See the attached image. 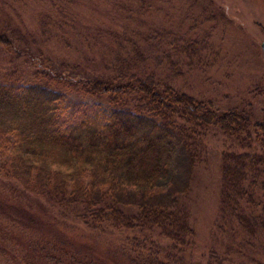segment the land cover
<instances>
[{
  "label": "trees",
  "instance_id": "obj_1",
  "mask_svg": "<svg viewBox=\"0 0 264 264\" xmlns=\"http://www.w3.org/2000/svg\"><path fill=\"white\" fill-rule=\"evenodd\" d=\"M36 1L49 3L34 14L36 31L60 47L70 49L79 41L76 34L87 32L77 26V15L66 13L73 0ZM143 1L137 10L144 9ZM2 5L0 48L26 62L21 68L10 62L0 79L1 177L91 234L107 228L130 234L118 248L130 264H185L194 232L179 199L187 195L191 173L207 153L205 137L216 128L225 141L214 224L221 243L202 256V264H264L259 259L264 253V120L244 107L221 111L172 85L182 77L180 59L196 55L199 41L181 46L169 30L125 34L111 27L114 21L102 23L89 37H107L94 73L87 66L94 57L58 63L45 58L32 34ZM116 5L127 14L126 6ZM253 93L264 96V88ZM76 94L103 103L62 129L56 124L57 105ZM9 207L27 218L26 226L34 225L31 230L53 227L52 220L40 222L31 206ZM7 226L0 218V255L10 264H104L74 247L61 231L54 237V229L47 236L29 230L20 236L6 234Z\"/></svg>",
  "mask_w": 264,
  "mask_h": 264
},
{
  "label": "rangeland",
  "instance_id": "obj_2",
  "mask_svg": "<svg viewBox=\"0 0 264 264\" xmlns=\"http://www.w3.org/2000/svg\"><path fill=\"white\" fill-rule=\"evenodd\" d=\"M8 2L10 5L6 4V0H0V5H6L5 12L13 22L32 34L35 49L42 51L45 58L58 63L62 60L72 61L70 59L76 57L82 60V55L94 57L93 62L89 60L87 63L94 73L101 67L97 62L105 54L107 37L104 34L92 40L89 37L94 33L93 28H99L102 23L106 26L107 22L114 21L111 27L120 28L125 34L136 30L140 34H148L154 29L169 30L181 39L177 43L181 46L183 41H199L194 47L196 55L180 59L182 77L174 80L172 85L195 99L213 102L221 111L244 107L250 109L256 118L264 120V96L253 93L255 87L264 88V0H144L141 11L136 9L139 0H73L66 13L73 18L77 15V26L87 32L76 34L75 38L80 42L72 41L70 49L60 47L39 34L38 29L36 31L34 14L48 6V2ZM117 3L127 7V14H124V8L119 9ZM13 57L0 48V79L4 72L11 69L10 62L20 68L26 62ZM27 63L31 64V60H27ZM23 71L18 69L17 73ZM23 78H28L27 72H23ZM100 103L103 101L87 96H66L57 105L56 124L62 129L76 124L83 117L91 116ZM204 143L207 153L201 156L191 173L187 195L179 199L188 211L189 224L194 232L191 258H187L185 264H202V256L212 247L218 249L221 243L218 238L216 242L214 224L218 214L220 152L225 141L218 129L213 128ZM12 204L31 206L40 222L52 220L53 227L42 225L39 229L31 230L34 225L26 226L23 221L27 222V218L14 214L9 207ZM0 218L5 219L8 225L4 231L6 234L13 232L24 236L29 230L47 236L54 229L52 237L61 231L64 238L92 259L104 264H130L124 257L126 254L121 255L118 250L128 233L111 232L107 228L91 234L79 222H73L70 217L64 218L49 208L43 200L21 194L15 184L1 176ZM218 235L226 241L225 236ZM159 242L167 244L165 241ZM260 247L264 250V243ZM259 259H264V253ZM10 263L7 256L0 255V264Z\"/></svg>",
  "mask_w": 264,
  "mask_h": 264
},
{
  "label": "water",
  "instance_id": "obj_3",
  "mask_svg": "<svg viewBox=\"0 0 264 264\" xmlns=\"http://www.w3.org/2000/svg\"><path fill=\"white\" fill-rule=\"evenodd\" d=\"M262 49H263V51H264V45L262 46Z\"/></svg>",
  "mask_w": 264,
  "mask_h": 264
}]
</instances>
